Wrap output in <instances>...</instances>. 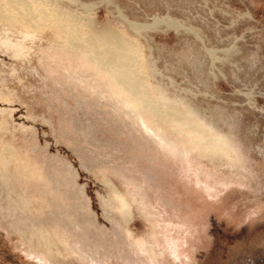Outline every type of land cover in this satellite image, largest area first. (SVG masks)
I'll list each match as a JSON object with an SVG mask.
<instances>
[{"label": "rangeland", "instance_id": "obj_1", "mask_svg": "<svg viewBox=\"0 0 264 264\" xmlns=\"http://www.w3.org/2000/svg\"><path fill=\"white\" fill-rule=\"evenodd\" d=\"M263 232L264 0H0V264H232Z\"/></svg>", "mask_w": 264, "mask_h": 264}, {"label": "bare ground", "instance_id": "obj_2", "mask_svg": "<svg viewBox=\"0 0 264 264\" xmlns=\"http://www.w3.org/2000/svg\"><path fill=\"white\" fill-rule=\"evenodd\" d=\"M85 40L87 47L97 56H95L96 58H99L100 65L111 71L117 83L125 85L134 92L139 91L138 80L130 69V65L134 61V55L129 52L117 36L108 33L103 36L96 34ZM96 42L100 43V47L96 45ZM141 98L143 99L142 95ZM213 145L215 148L222 147L217 142Z\"/></svg>", "mask_w": 264, "mask_h": 264}, {"label": "flooded vegetation", "instance_id": "obj_3", "mask_svg": "<svg viewBox=\"0 0 264 264\" xmlns=\"http://www.w3.org/2000/svg\"><path fill=\"white\" fill-rule=\"evenodd\" d=\"M264 234V232H263ZM232 264H264V240L237 250Z\"/></svg>", "mask_w": 264, "mask_h": 264}]
</instances>
